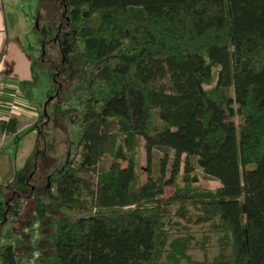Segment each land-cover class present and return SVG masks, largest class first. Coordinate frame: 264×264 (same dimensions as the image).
I'll use <instances>...</instances> for the list:
<instances>
[{"label":"trees","instance_id":"1","mask_svg":"<svg viewBox=\"0 0 264 264\" xmlns=\"http://www.w3.org/2000/svg\"><path fill=\"white\" fill-rule=\"evenodd\" d=\"M64 13L88 97L42 264H264V0H64ZM16 129L0 120V133ZM204 170L218 187L194 185ZM167 203L196 205L194 225L228 254L206 259Z\"/></svg>","mask_w":264,"mask_h":264},{"label":"rangeland","instance_id":"2","mask_svg":"<svg viewBox=\"0 0 264 264\" xmlns=\"http://www.w3.org/2000/svg\"><path fill=\"white\" fill-rule=\"evenodd\" d=\"M13 2L9 4V16L17 17L21 23L11 42L30 58V66L10 75L24 82L19 89L34 114L29 116L19 110V130L10 136L0 133V245L14 247L17 264H42L54 242L55 221L64 213L58 206L55 181L69 159L73 158V163L77 160L76 142L88 97L89 69L78 58L81 44L73 40L64 0ZM138 151L139 172L144 181L146 158L142 142ZM161 156L157 150L151 152L150 175L157 171ZM171 156L172 152L167 166ZM108 163L103 155L97 169L106 168ZM194 185L214 189L219 182L216 175L204 170ZM164 191L168 194L171 187ZM162 207L175 222L176 233L189 232L193 244L203 245L206 259L228 254L214 236L204 237L201 226L194 225V214L200 211L196 205L167 203ZM188 253L195 259L203 256L196 249ZM0 264L4 262L0 260Z\"/></svg>","mask_w":264,"mask_h":264},{"label":"crops","instance_id":"3","mask_svg":"<svg viewBox=\"0 0 264 264\" xmlns=\"http://www.w3.org/2000/svg\"><path fill=\"white\" fill-rule=\"evenodd\" d=\"M11 2L9 0H0V120L14 117L17 120L16 131H18L19 110L32 116L34 109L26 105L27 98H24L18 86V82L21 81L10 75L13 72H20V69L24 72L26 67L30 66V58L20 52L18 46L16 48L11 42V40L15 39L16 31L20 29L21 23L17 17L9 16V12H11L9 4ZM12 31L14 34L11 35ZM11 36H14V38L10 39ZM8 135L10 136L11 134ZM2 136H7V134H2Z\"/></svg>","mask_w":264,"mask_h":264}]
</instances>
